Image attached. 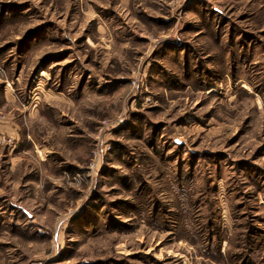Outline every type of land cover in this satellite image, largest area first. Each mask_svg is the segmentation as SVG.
<instances>
[{
	"label": "rangeland",
	"instance_id": "rangeland-1",
	"mask_svg": "<svg viewBox=\"0 0 264 264\" xmlns=\"http://www.w3.org/2000/svg\"><path fill=\"white\" fill-rule=\"evenodd\" d=\"M0 264H264V0H0Z\"/></svg>",
	"mask_w": 264,
	"mask_h": 264
}]
</instances>
